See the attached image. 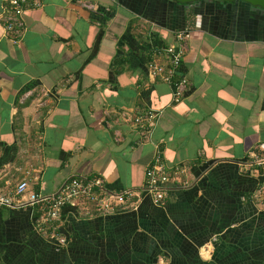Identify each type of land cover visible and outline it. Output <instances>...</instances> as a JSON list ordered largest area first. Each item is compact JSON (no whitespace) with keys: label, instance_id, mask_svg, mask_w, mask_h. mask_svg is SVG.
I'll return each instance as SVG.
<instances>
[{"label":"crops","instance_id":"obj_1","mask_svg":"<svg viewBox=\"0 0 264 264\" xmlns=\"http://www.w3.org/2000/svg\"><path fill=\"white\" fill-rule=\"evenodd\" d=\"M6 4L0 196L19 200L24 179L29 194L51 195L75 176L142 192L155 146L184 174L171 175L164 206L146 193L109 215L80 202L44 230L37 207H1L0 264H264L253 161L264 143V10L241 0H28L14 43ZM183 31L178 78L188 85L174 103V84L148 64L166 63ZM149 111L163 114L145 139L135 120Z\"/></svg>","mask_w":264,"mask_h":264},{"label":"built area","instance_id":"obj_2","mask_svg":"<svg viewBox=\"0 0 264 264\" xmlns=\"http://www.w3.org/2000/svg\"><path fill=\"white\" fill-rule=\"evenodd\" d=\"M27 6L28 0H8V4L4 6L5 29L8 33L14 35L12 38L14 43L20 41L21 34L25 31L23 15ZM83 6L91 11L95 9L94 5L90 3H84ZM189 39L190 34L188 31L178 33L176 44L164 49L167 58L166 63L152 60L148 64L152 77L160 78L165 83L174 84V103H179L187 90V79L183 76L178 78V75L187 53ZM162 114V111H149L136 118L135 123L140 129H144L146 133L145 139H151L153 129L157 126ZM257 150L258 152L254 155L253 161L258 171L263 175V182L258 188L257 197L264 201V143H260ZM172 174L175 176L183 175L184 170L176 167L172 173L168 171L163 163L162 151L158 146H155L154 160L146 172V183L142 192L123 190L110 193L105 189L103 181L98 178L75 176L69 178L63 187L54 194L42 195L34 192L29 194V184L24 179L17 185L14 193V196L20 199L14 201L12 196H0V208L37 207L41 214L39 221L42 228L40 230H44V226L60 220L62 209L65 206L80 202L94 204L99 212L109 215L116 212L117 208L139 203L146 193L157 206H164L170 196ZM26 197L28 198L26 199ZM135 199H138V201H133ZM60 243L64 244L65 239L60 240Z\"/></svg>","mask_w":264,"mask_h":264},{"label":"water","instance_id":"obj_3","mask_svg":"<svg viewBox=\"0 0 264 264\" xmlns=\"http://www.w3.org/2000/svg\"><path fill=\"white\" fill-rule=\"evenodd\" d=\"M177 2L181 3V4H188V3H194V2H198L201 0H176ZM224 2H235L236 0H222ZM242 2H244L245 4L251 6V7H255V8H259L264 10V0H241Z\"/></svg>","mask_w":264,"mask_h":264},{"label":"trees","instance_id":"obj_4","mask_svg":"<svg viewBox=\"0 0 264 264\" xmlns=\"http://www.w3.org/2000/svg\"><path fill=\"white\" fill-rule=\"evenodd\" d=\"M182 5H184V4H182Z\"/></svg>","mask_w":264,"mask_h":264}]
</instances>
